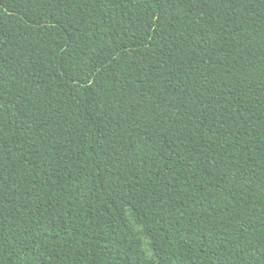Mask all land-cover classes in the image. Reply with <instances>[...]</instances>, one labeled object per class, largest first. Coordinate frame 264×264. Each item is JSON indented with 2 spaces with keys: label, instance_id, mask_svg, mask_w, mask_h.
I'll use <instances>...</instances> for the list:
<instances>
[{
  "label": "trees",
  "instance_id": "1",
  "mask_svg": "<svg viewBox=\"0 0 264 264\" xmlns=\"http://www.w3.org/2000/svg\"><path fill=\"white\" fill-rule=\"evenodd\" d=\"M0 264H264V0H0Z\"/></svg>",
  "mask_w": 264,
  "mask_h": 264
}]
</instances>
